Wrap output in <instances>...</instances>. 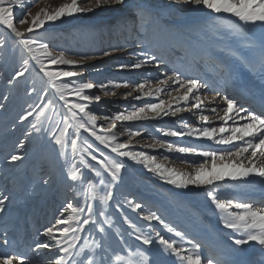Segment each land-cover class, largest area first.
Wrapping results in <instances>:
<instances>
[{"label": "rangeland", "instance_id": "rangeland-1", "mask_svg": "<svg viewBox=\"0 0 264 264\" xmlns=\"http://www.w3.org/2000/svg\"><path fill=\"white\" fill-rule=\"evenodd\" d=\"M70 2L71 0H21V4L16 6L15 17L19 20L30 13L29 22L16 26L26 36H30L26 29L30 26L32 17L45 10L52 12L62 4ZM95 3L96 0H90L81 4V0H78V4L83 7H94ZM235 23V18L223 15L213 18L202 10L183 4L182 0L180 3L177 0H126L123 5H101L94 7L92 12L56 21L47 31L37 30L39 35L36 38L46 43L49 50L57 55L63 52L70 59L85 58L83 65L79 67L48 65L50 70L82 72V76L72 78L77 84L129 82L130 87L110 89L107 95L99 88L91 90L101 97L99 102L93 101L89 106L91 112L98 117V131L99 125L105 123L102 119L104 116L111 117L117 112L131 111L133 105L143 106L145 103H158L160 99L168 100L167 93L172 89L167 85H160L164 91L151 97L142 96L140 92L133 91V87L151 79L150 87L154 89L157 80L172 75L174 70L200 77L207 82V86H202L199 92L205 109L203 114L211 122L204 126L219 128L224 124L219 117L223 116L221 109L225 105L212 89H218L221 96L225 94L229 70L238 79L242 63L248 65L241 57L252 58L264 44V28L257 24L241 31L233 27ZM4 38V29L0 28V39ZM187 47L195 50L196 59H189ZM106 51L110 55H103ZM232 52H237V56H232ZM151 55L158 57L159 68L155 64H144L138 69L119 67L139 63ZM25 58H28L27 50L18 41L13 44L9 40L8 47L0 49V195L9 197L5 202L6 211L0 213V254L26 255L31 258L32 264H47V258L56 255L58 249L41 248L36 251L35 244L55 243L47 241L42 233L46 227L54 224V219L70 201L85 209L87 204H92L94 214L91 220H107L108 223L103 224L106 229L104 233H99L98 227H91V220L89 225L82 226L83 230L77 233L79 239L65 257L69 264H79L84 259V253L99 260L100 257L96 255L100 251L99 244L108 249L111 264H139L137 249L142 245V241L136 239L139 233L150 235L154 241L151 246H143V249L148 250L146 255L149 256L151 264H178V258L168 255L167 250L156 241V232L167 239H175L177 244L186 248L191 247L189 240L199 242L204 253L208 252L206 242L212 243L225 256L238 255L246 250V245L254 243L259 254L257 264L261 262L259 259L264 255V247L258 243L234 245L233 238H242L243 233L224 228L219 218L220 213L214 210V205L207 197V188H176L149 171L144 164L116 157L103 145L97 148L98 142L83 130L79 135H74L75 129L70 127L66 134V146L61 149L56 145L53 134H60L67 108L55 94V90L49 88L41 79L43 74L37 75L38 69L37 72L31 71L34 61L30 60V73H26L24 78L18 81L11 79L14 70L21 67ZM221 58L227 60L229 66H222L219 63ZM253 69L249 70L252 77L261 72L259 64ZM41 89H47V95ZM147 90L146 87L145 91ZM126 93L131 95L125 96ZM176 95L178 93L172 91V96ZM136 96L142 98L135 100ZM69 99L76 98L69 96ZM192 103L194 101L190 100L188 107ZM180 105L184 106V102H180ZM175 107L173 103V108ZM213 107L217 108V113L211 111ZM28 112L32 115L27 120L21 119ZM198 115V111L192 108L190 111L177 113L176 117L169 115L150 120L116 121L115 131L118 142L131 139L133 151L154 155L159 163L184 173H192V161H196L195 166H198L203 159L182 154L176 150L178 147L234 150L232 145H218L205 138H199L196 143L194 137H170L163 134L166 130H182V124L179 123L181 119L189 126H202L203 122L198 121ZM68 123L74 124L75 121L69 119ZM228 126H232V121H228ZM129 129L139 130L141 135L129 137ZM86 137L93 144L92 150L97 156L102 150L112 158L126 160V170H122L121 179L112 184L113 198L107 205L99 200L104 192L100 180H111V176L98 164L96 167L100 168L102 177H96L95 173H87L86 169H82L89 177L87 182L67 179L73 164L79 165V156H73L70 140L77 139L78 147H83L82 142ZM20 142L25 145L23 149L18 147ZM161 144L163 147H160ZM169 145L172 147L169 148ZM12 154L22 155L23 159L9 163ZM85 158L90 161V157ZM90 162L96 164L95 161ZM247 179L251 182L232 181L227 178L217 182L220 199L249 202L254 209H264V205H258L249 198L251 195L263 194L264 184L260 183V178ZM93 186L98 194L95 198L89 191ZM128 201H132V205ZM135 203H141L142 208L135 209ZM101 208L104 215L98 214ZM150 211L156 212L167 224L184 233L183 239L169 233L158 221L144 220L143 217ZM69 214L70 210L65 212V218ZM87 215L86 210L81 213V221ZM132 225L136 226L135 229ZM56 227L62 228L63 225ZM73 227L76 225L73 224ZM5 238L9 241L7 247L3 246ZM66 239L72 242L71 233ZM64 246L67 247V243ZM117 256L121 259L117 260ZM203 264H206V260Z\"/></svg>", "mask_w": 264, "mask_h": 264}, {"label": "snow or ice", "instance_id": "snow-or-ice-1", "mask_svg": "<svg viewBox=\"0 0 264 264\" xmlns=\"http://www.w3.org/2000/svg\"><path fill=\"white\" fill-rule=\"evenodd\" d=\"M25 2H28V0H25ZM86 2H90V0H81V4ZM125 2L126 0H96L94 7L123 5ZM180 2L181 0H177V3ZM182 3L193 9L202 10L213 18H218L222 15L228 18H235L236 23L233 27L241 31L248 26H256L257 24L264 28V0H182ZM20 4L21 0H0V28H3L5 33V38L0 39V49L7 48L9 40L13 44L18 41L19 45L27 50L28 58L23 59L18 70H14V75L11 79L18 81L24 78L26 73H30V60L34 61L31 71L37 72L38 69L37 75L42 73L43 78H46L48 87L54 89L55 94L63 101L64 107L67 108V113L64 115V126L60 129V134L58 136L53 134L56 145H59L61 149L66 146V134L70 127L75 129L74 135H79L81 130H83L84 133H87L98 142L97 148L99 145H103L104 148L110 150V153H114L116 157L127 158V160L144 164L149 171L157 174L161 179L176 188L189 189L190 186L207 188V197L214 205V210H218L220 213L219 218L222 220L224 228L243 233L242 238H233L234 245L242 246L249 242H256L264 247V209H254L252 203L238 202L231 198L221 200L217 191L219 187L217 182L224 181L226 178L232 181L243 180L245 183L251 182L247 179L249 177L260 178V183L264 184V104H261L258 110L250 109L245 107L235 97L229 96L227 90L221 96L218 89H212L225 105L221 109L223 116L219 117V119L224 121V124L219 128L204 126L210 125L211 122L208 120V116L203 114L205 109L199 92L202 86H207V82L202 81L200 77L189 76L174 70L172 75L166 76L163 80H157V86L154 89L150 87L151 79H148L135 85L133 91L140 92L144 97H151L155 93L164 91L160 85H167L172 91L177 92L178 95L172 96V91H169L167 93L169 96L168 100L160 99L158 103H145L143 106L133 105L131 111L117 112L111 117L104 116L102 119L105 123L99 125L98 131V117L91 112L89 106L93 101L99 102L101 97L91 90L99 88L100 91L107 95L110 89L130 87L129 82H110L109 84L99 85L93 82H80L77 84L75 79L72 78L82 76V72L63 69L50 70L48 65L79 67L83 65L85 58L70 59L63 52L57 55L49 50V46L46 43H42L36 38L39 35L37 30L47 31L56 21H62L64 18H73L76 14L92 12L94 7H83L78 4V0H71L70 3L62 4L52 12L45 10L37 13L35 17L31 18L30 26L26 29L30 36H26L25 32L18 30L16 25L28 23L30 13L17 20L15 17L16 6ZM103 55L107 56L110 53L106 51ZM231 55L237 56V52H232ZM241 58L248 64L250 69L257 66V62L253 59ZM221 63L223 64V61ZM144 64H155L159 68L160 61L158 57L151 55L139 63L120 65L119 67L138 69ZM259 67L260 71L264 73V44L261 45ZM62 78L70 79L64 80ZM146 87L148 88L147 91H145ZM181 89L183 90L182 92ZM41 91L47 95V89H41ZM113 94L115 93L113 92ZM128 95H131V93L125 94V96ZM69 96L76 99L70 100ZM141 98V96L134 97L135 100H140ZM190 100L194 101V103L191 104V107H188ZM49 102L51 103V101ZM180 102H184V106H181ZM173 103L176 105L175 108H173ZM192 108L198 111V121L203 122L202 126H189L181 119L179 123L182 124V130H166L163 134L170 137L205 138L218 145H232L234 150H198L191 146H180L176 149L178 152L199 156L203 159V162L198 163V166H195L197 164L196 161H192L194 172L184 173L174 167H168L163 163L157 162V157L154 155L146 154L143 151H133L134 145L131 139L127 142H118L117 132L115 131L117 128L116 121L150 120L169 115L176 117L177 113L190 111ZM211 111L217 113V108L213 107ZM31 115L32 113L28 112L21 119L27 120ZM69 119L74 120L75 123L69 124ZM228 121H232V126H228ZM239 121H244V123H239ZM225 133L230 134L224 135ZM123 134L120 133V135ZM27 135H25V139H27ZM128 135L129 137L140 136L141 132L129 129ZM237 141L242 143L237 144ZM82 143L84 146L78 147L77 139L70 140L73 156H79V165L73 164L67 174V179L87 182L89 177L82 169H86L87 173H95L96 177H102L100 168H103L111 176V180L101 178L100 183L104 186V192L102 196H99V200L102 204L107 205L113 198L112 184L120 180L122 170H126V160L112 158L110 155H105L102 150L99 151V156H97L93 153V144L87 141V137ZM24 146L23 142L18 145L20 149H23ZM160 147H163V144ZM171 147L172 145H169V148ZM85 157H90V161H95L96 164H92ZM22 159V155L12 154L8 162L14 163ZM245 160H247V163H245ZM97 164L100 168L96 167ZM44 183H47V181H44ZM89 191L93 194V198L98 195L95 193L94 186ZM8 200L9 197L7 195H0V213L6 211L5 202ZM128 203L132 205V201H128ZM133 206L135 209L142 208L141 203H135ZM69 210L70 214L65 218L64 213ZM85 210L88 215L81 221V213ZM93 214L94 208L92 204H87L85 209L80 207L79 204L67 202L59 216L54 219V224L46 227L42 233L43 237L47 238V241H54L55 243H36L35 250L38 251L41 248L50 250L56 247L58 249L57 254L48 257L47 264H67L65 257L68 255L69 249L75 246L74 242L79 239L77 233L83 230V225L90 224ZM98 214L104 215L103 208L99 209ZM143 219L146 221H158L164 225L169 233H174L175 237L183 239L185 235L167 224L156 212L150 211ZM104 223H108V221L91 220V227H98L99 233H104L106 231L103 227ZM73 224L76 227H73ZM60 225H63V227H56ZM132 227L135 229L136 226L132 225ZM70 233L72 242H68L66 239ZM155 238L159 245H162L167 250L168 255L178 258V264H203L205 260L206 264H225L223 253L214 252L206 255L201 251L202 246L199 242L189 240L191 247L186 248L181 244H177L175 239H167L159 232L155 233ZM136 239L142 241L141 248L137 249L139 264H151L149 256L146 255L148 250L143 249V246H151L154 243L153 239L150 235L143 233L137 234ZM101 240H103L102 236ZM64 243H67L68 246L65 247ZM8 245L9 241L5 238L3 246L7 247ZM98 247L100 251L96 255L100 257L99 260L88 253H84V259L79 264H111V256L108 249H105L103 244H99ZM116 259L120 260L121 257L117 256ZM0 264H32V260L26 255L0 254Z\"/></svg>", "mask_w": 264, "mask_h": 264}, {"label": "bare ground", "instance_id": "bare-ground-1", "mask_svg": "<svg viewBox=\"0 0 264 264\" xmlns=\"http://www.w3.org/2000/svg\"><path fill=\"white\" fill-rule=\"evenodd\" d=\"M260 56H261V50L257 51L254 54V56L250 59H253L254 61L257 62V64H259ZM242 64H243V65H241L242 68L240 69V72L238 74L239 77H238V79L236 78V84L234 83L232 85L233 87L228 86L229 91L237 90L238 88L242 87L243 83H244V85H246L248 83V89L251 92H253L254 95H260V94L264 93V73L259 72L255 77H252L251 76L252 72L251 73H249V72L253 71L254 69H250L249 66L246 65L245 63H242ZM193 139H195L194 141H196V143L199 141V138L194 137ZM253 197H256L254 199V201H260L261 202V200H262L261 198L262 197L264 198V193L259 194L258 196H256V195L249 196V198L251 200L253 199ZM255 251H257V249L253 247V252H255ZM242 256H243V254L235 255L232 257H227V258H225V260H229L232 264H238L237 260L239 258H241Z\"/></svg>", "mask_w": 264, "mask_h": 264}, {"label": "trees", "instance_id": "trees-1", "mask_svg": "<svg viewBox=\"0 0 264 264\" xmlns=\"http://www.w3.org/2000/svg\"><path fill=\"white\" fill-rule=\"evenodd\" d=\"M41 79L44 81V82H46V80L43 78V77H41ZM50 88V87H49ZM50 90V89H49Z\"/></svg>", "mask_w": 264, "mask_h": 264}]
</instances>
